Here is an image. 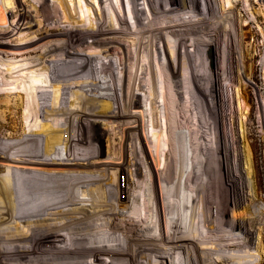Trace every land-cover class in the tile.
<instances>
[{"label": "bare ground", "instance_id": "6f19581e", "mask_svg": "<svg viewBox=\"0 0 264 264\" xmlns=\"http://www.w3.org/2000/svg\"><path fill=\"white\" fill-rule=\"evenodd\" d=\"M138 1L129 0L130 8L127 11L124 0H120L117 7L111 0H107L106 3L100 0L102 12L99 13L95 22L90 21L88 25L73 15V9L71 10L68 0H54L51 4L48 0H38L39 4L35 7L36 15L40 19L28 18L29 9L23 8L18 2L17 20H9L15 10L11 9L5 0L3 2L0 0V83L7 84L8 78L12 77L19 86L23 83V78L22 80L19 78L21 77L19 72L24 69H35L37 66L50 71V79L53 80L50 84L52 89L49 86L46 88V85L36 89V94L40 96L37 99V109L41 112V120L38 125L30 123L29 127H26L24 120L32 116L33 112L26 114L27 116L20 114L16 117L15 115L14 119L17 120L13 123H7L6 119L8 109H12L13 106L20 107L25 100L29 106L36 108L37 97L33 91L34 87L32 85L31 88L27 87L28 83L23 84L24 90H19L17 87L19 91L16 97L19 100L14 103L4 97V95H12V91L0 87V126L9 124L12 129H15L18 123L23 129L22 135L16 132H10L6 136L0 134V161L2 159L5 162L0 164V264H161V261L159 262L156 258L161 256L168 259L170 264H220L230 258L227 250L216 248L213 251L201 246L202 238L196 225L198 206L195 202L198 201L202 205L201 210L206 227L227 232L230 228L245 229L242 218H239L240 213L237 211L235 213V210L233 212V208H230L231 223L224 225L220 223L221 198L217 195V191L219 188L228 189L227 183L231 182L233 176L236 175L239 179L234 193L238 206H241L240 201H242L243 207H249L251 204L246 202V197L250 196V200H253L251 196L256 197L258 193L251 145L245 135L239 138L235 133L237 118L236 107L233 106L234 92L231 93V83L229 82L230 85L222 83L219 87L216 78L214 81L211 80V89L210 85H204L202 79L205 77L209 79L208 75L211 72L208 71V73L206 70L204 73L197 69L200 62L194 60L192 51L190 53L188 50L190 45L199 47L213 43V39L207 40L200 34L221 28L220 20L215 18L218 9L216 6L211 7L213 0H143L146 6L139 4ZM78 2L82 1L78 0ZM220 2L222 3V0ZM190 9L200 12L191 14L188 12L191 11ZM60 12L64 14L63 17L74 23L73 27H67L60 22ZM128 13L132 14V20L128 18ZM50 23L54 25L50 26ZM224 26L227 25L224 24ZM16 34H23V36L15 37ZM130 34L138 39L135 49L127 45L125 40V36ZM170 35L176 37L175 46L178 45L175 49L177 55L175 59L171 55L167 56L169 71L174 78L172 82H174V93L178 98L177 106H185L184 93L189 94L193 104L196 105L200 104L198 97L195 99L194 95H202L203 102L208 107L213 106V96L219 97L221 109L226 107L229 116L228 122L231 125L229 133L234 161L229 168L225 169V178L228 175L226 179L220 177L219 182L217 175L212 178L211 173L215 170L211 172L212 168L214 169L213 161L208 156L211 147L205 144L204 158L201 159L202 161L198 160V169L194 168L190 155L184 158L188 160L189 171L186 173L184 170L182 173L185 179L194 182L191 189L193 193L182 196L183 200H180L178 192L175 191L176 185L173 187L172 184L171 187L167 186L163 190L164 200L161 202L155 188L157 170L162 160L160 144L157 145L155 140H152V147L155 148L157 155H153L149 163L152 175L150 181V178L142 172L147 156L144 155L143 146H138V142L136 143L139 139L136 128L138 121L143 118L142 102L144 100L142 101L140 89L147 88L149 107L154 111L155 116L159 109L156 99L158 98L157 83H159L157 71L155 65L147 69L148 65L144 64L146 62L142 63L143 41L158 53L157 48L160 47L158 44L163 42V47L168 48ZM5 37H8V40ZM76 40L88 43L91 48L103 47L105 56L102 58L97 55V52L96 55H88L78 51L73 45ZM232 45H236V42L233 41ZM37 48L43 49L36 53ZM60 49L64 50L63 54L57 53ZM171 51L173 52V49ZM34 52L36 55L32 56ZM172 52L169 53L173 55ZM203 55H205L204 52ZM13 56L24 57V59L8 60ZM205 58L204 56L203 61L201 60V66L206 67ZM233 58L234 56L230 58V69ZM132 59H134L133 62H131ZM175 60L182 65L180 75L175 70ZM148 74L152 83L147 87ZM84 76L87 80L82 79ZM164 77L162 76V79ZM42 79L46 80L44 77ZM186 82L194 85V88H191L195 92L191 88L190 90L183 87L182 84ZM169 89L163 92L167 98ZM247 91V87L242 88L244 98H247ZM142 97L144 99V96ZM170 102L172 101L166 99L165 107L170 108ZM125 118L128 119L125 120ZM156 121L154 120L153 123L154 128L159 125V123L155 124ZM243 121L245 122L244 118ZM239 125L243 126V123ZM98 126L102 128V131L94 134L93 130ZM118 128L124 139L118 141L120 147L117 151V148L111 149L112 145L109 147V142L114 143L111 141H116L118 138L116 136ZM166 128L168 129V126ZM205 129L204 132H206ZM129 130L132 131L131 142L134 141L133 144L130 142V163L133 162L132 165L135 168L132 170L135 169L136 175L142 176L134 187L129 186L131 181L127 178L126 165L129 161L127 162L126 159L125 139ZM110 131L115 133L114 137L108 135ZM152 131V136H155L156 131L151 129ZM209 135L212 136V134ZM190 138L186 140L190 142ZM104 143H107L110 149L107 156H103L100 152V145ZM217 150H219L218 146ZM242 158L245 170L241 165ZM180 164H177L178 168ZM174 168L167 162L164 170L162 169L164 178L169 182L174 179ZM245 173L251 176L248 179L252 188L248 192L245 191L242 181ZM239 190L240 193L237 194ZM129 211L131 213H128ZM246 233L248 236L252 234L250 231ZM220 239L224 241L222 243L224 246H241L249 241L246 237L240 236L221 235ZM217 240L215 239L216 242ZM164 263L167 264V260Z\"/></svg>", "mask_w": 264, "mask_h": 264}, {"label": "rangeland", "instance_id": "374dc122", "mask_svg": "<svg viewBox=\"0 0 264 264\" xmlns=\"http://www.w3.org/2000/svg\"><path fill=\"white\" fill-rule=\"evenodd\" d=\"M1 1L3 2L4 0H1ZM5 1L10 6L11 9L15 10L14 14L11 15L9 20H17V17H19V15L17 16L18 11H16L19 8L18 2L21 3L23 8H28L29 9L30 15L28 16V18H30V19H37V18L40 19V17H38L36 15V7H35V6H38V4H39L38 0H36V1L35 0H5ZM81 1L83 3L82 2L81 3L78 2V0H68V3L70 5L71 10L73 9L72 10L73 15L76 18L82 19L84 22H86L85 24L88 23V25H89L90 21L95 22L96 18L99 15V13L102 12V8H101L102 7V2L100 3V0H84V1L81 0ZM106 1L107 0H103V3H106ZM111 1H113L114 6H116V7L118 6L117 4H119V2H120V0H118V1L117 0H111ZM124 1H125L124 2L125 3V8L128 11L129 8H130L129 7V0H124ZM220 1L221 0H213V1H211V7L212 6L213 7L216 6V8L218 9V13L215 16V18L217 20H220L221 25H222L221 28L213 29L212 31L210 30L208 32H204V33L200 34L203 37H205L207 40H212L213 39L212 40L213 43L208 44L206 46L200 45L199 47L190 45V46H188V50L190 51V53L192 51V53H193L192 57L194 58V60L196 59L198 61V63L200 62L199 65L197 66V69L199 68V70L204 72V73L206 72V70H207V72L208 71L211 72V73L208 72L209 73V75H208L209 79L206 78V77L202 79L204 85H210L209 88L211 89L212 81H214V79H216V78H217L216 82H217L219 87L222 85V83H224V84L227 83L226 85H230V83H231V85H230L231 86V93L234 92L233 95H232V97H233V99H232L233 100V106H234V108L236 107L235 108V116L237 118L236 119V124H235V133H236V135L239 138H241V137H243L245 135L247 140H249V143L251 145V149H252V152H253L255 177L257 179L256 182L258 184L257 185L258 193H257L256 197H254V195L251 196V198H253V200H250V196H248V198L246 197V199H247L246 202L251 204L249 207H247V208L243 207L242 206V201H240V205L241 206H238V203L236 204V202H238L237 201V197L235 196L234 193L236 192L235 191L236 183L239 182V179L236 178V175L233 176V178L231 179V182H230L232 185L230 183L229 184L227 183V188L228 189L222 190L221 188H219L218 191H217V195L219 196V198H221L220 199L221 200V204H220L221 205V208H220V223L222 225L231 223V220H232V210L231 209L233 208V212L235 210V213H236V211L240 213L239 218H242L244 226H245V229L230 228V229H228V232H227V231H220V230L217 231L215 229H211L209 227H206L205 224H204V221H203V214H202V210H201L202 205L198 201L195 202L196 206H198L197 207V214H196V225H197V228H198L199 233L201 235L200 237L202 238V242L200 243L201 246H205L204 247L205 249H209V250H213V251H215L214 249H216V248L222 249L223 251L227 250L226 252H227L228 255H230L231 259L229 258V259H227V261L225 260L224 262H222L220 264H239V263L240 264H264V0H222V3ZM53 2H54V0H48L49 4H51ZM138 2H139V4H141L143 6L144 5L146 6V4L144 3L143 0H139ZM11 4H12V7H11ZM30 4H32V5H30ZM14 5H17V6H14ZM85 6H86V9H85ZM89 7H91V9H89ZM83 9H85V10H83ZM190 10L191 11H188V10L187 11L189 13L191 12V14H194V13L196 14V13L200 12V11L199 12L193 11L194 9H190ZM34 12H35V14H34ZM77 12H78L79 16L76 15ZM87 12H89V13H87ZM87 15L89 17L90 16L91 17L89 18V17H87ZM63 16H64V14L62 12H60V19H61L60 22H62V24L66 25L67 27L68 26L69 27H73L74 23L71 22L70 20H68L67 18L63 17ZM221 16H222V18H221ZM232 16H233V18H232ZM223 17H224V19H223ZM128 18L130 20H132V14L128 13ZM225 20H227V22ZM68 21H70V22H68ZM75 24H77V22H75ZM224 24L227 25V26L223 27ZM52 25H54V24L50 23V26H52ZM228 26H230L231 28L228 27ZM225 29H226V32H224ZM225 33H227V34H225ZM16 36H20L21 37V36H23V34L22 35L21 34H16L15 37ZM169 38H171V39H169ZM5 39L8 40V37H5ZM125 40L127 42V45H129L130 47H133V49L136 48V43H137L136 41H138V39L136 38L135 35L134 36L131 35V34L127 35V36H125ZM168 40H169L170 45L166 49L163 47V42L158 44V46L160 45L159 49L157 48V52L158 53L155 52L156 51L155 49L152 50L146 44V42L143 41L142 63L146 62L144 64L149 66V67L146 66L147 69H150L151 65L152 66L155 65V67H156L155 69L157 71V79H158L159 83H157V88H158L157 89V97L158 98H156V99H157V104L159 103L158 104V108L159 109L156 111V116H155L154 111H152L151 107H149L150 106L149 105V103H150L149 101L150 100L148 99L149 95L147 93L148 92L147 88L145 87L143 89H140L139 91L141 93L142 101L144 100L142 102L143 103V118L138 121L137 128H136V132L139 134V139L136 140V143L138 142L137 143L138 146L139 145L143 146L144 155L147 156V158L145 159L146 161L144 162L145 165H143L144 171L142 170V172H143V175H145L147 178H150V181L152 179V175L150 173V167H149L150 164L149 163L152 160V156L153 155L154 156L157 155L155 148L152 147V140H155V143L157 145L160 144V147H161L160 155L162 157V160H161L160 167L157 170V184H156L155 188H156V191H157V193L159 195V198L161 199V202H162V200H164V198L162 196V194H163L162 192H164L163 190L165 188H167V186L171 187L172 184H173V187L176 185L175 186V189H176L175 191L178 192V194H179L178 195V199H180V200H183L182 196L184 197L186 195H189V194L193 193L191 189H193L194 182H191V180H189L187 178L185 179L184 176H183L184 173H182V171H184V170H185L186 173H188V171H189L188 160H186L184 158H185V156H187V155L189 156L190 155L189 158L192 157L191 160H192V164L194 165V168L198 169L199 168L198 167L199 166L198 165V160L202 161L201 159L204 158L203 147L205 146V144L208 145L209 147H211V151H210L211 154L209 153L208 156L213 161L212 164H213L214 169L212 168L211 172L213 170H215L214 171L215 174L211 173L212 174V178L215 177V175H217L218 181L220 182V177L221 178H225V169L229 168L232 165L233 161H234V153H233V149L231 148V142H230V133L229 132H230V129H231V125L228 122L229 121L228 120L229 116L227 115V108L226 107L221 109V107H220V98L219 97H217L216 95L213 96V98H212L213 106L212 107H208L203 102V100H204L203 98L204 97L202 95H199V94H195L194 95V94H192V95L195 96L194 97L195 99H196V97H198L197 100L199 99V104L200 105H198V104L196 105V104H193V100H191L189 94L187 95L186 93H184L185 95L183 94V97L184 98L186 97L185 99L183 98L184 99V103H185V106H184L185 108L181 107V106H177L176 103H178V101H177L178 98L176 97L177 95L174 93L175 92L174 91V86H173L174 82H172L174 78L170 74V71H169V67H168V63H167V56L169 55V57H170V55H171V57L175 59V57L177 56L175 49L178 48V45L175 46L176 45L175 44L176 43V37L170 35L168 37ZM233 41L236 42V45H232ZM73 45L77 48L78 51H82L84 54L87 53L88 55L89 54L90 55H93V54L96 55L95 53L97 52L98 56H100L102 58L105 56L104 48L101 47V46H97V47H92L91 48L90 45H88V43H86V42L83 43V41H78L77 42V40L74 42ZM133 45H135V46H133ZM169 47H171V48H169ZM161 48L164 51L163 54H162L163 51L161 50ZM209 48H213V51H214V65H213V67L211 66L210 61L208 59V50H209ZM42 49L43 48H41V49L37 48L36 49L37 50L36 53L38 51H41ZM171 49H173V52L171 51ZM183 50H185V49H183ZM152 51H154V53ZM202 51L204 52L205 55H203ZM224 51H226V52H224ZM165 52H167V53H165ZM169 52L170 53L172 52L173 55L170 54ZM201 52H202V54H201ZM57 53L58 54H63L64 50L60 49L59 51H57ZM34 55H36L35 52L32 54V56H34ZM159 56H161V57H159ZM198 56H199V58H198ZM204 56L206 57L205 59L207 60L206 67H205V65L201 66V60L204 58ZM232 56H234V58H233L232 68L230 69V66H231L230 58ZM143 57L145 59H143ZM21 58L24 59V57H21ZM21 58H20V56H13V57H11V59H8V60L17 61V60H19ZM146 58H148L147 59L148 61L146 60ZM150 59H151V61H150ZM153 59H155V60H153ZM133 60L134 59H132L131 62H133ZM183 60L184 59H182V61ZM157 65H159V66H157ZM131 66H132V63H131ZM183 66H184V62H183ZM135 67H136V65H135ZM40 69H42V68H40V66L39 67L37 66V67H35V69H24V70H21L19 72V76H21V77H19V78H21V80L23 78V81H22L23 83H21L19 86H18L17 83L14 82V80H13L14 78H12V77H11V79H10V77L8 78L7 84L6 83H0V87L1 88H3V89H5V88L7 89L8 88L7 90L12 91L11 92L12 95H9V96L4 95V97H7L10 100L11 103H14L15 101L19 100V98L16 97V93L19 90H24L23 86H25V85H23V84H25V83H28L27 87L29 86V88H31V85L34 87L33 91H34V93H35V95L37 97L36 98V108H32L33 106H29L28 103L26 102L27 100H25L24 104L21 105L20 107L13 106L12 109L11 108L8 109L7 119H6L7 123L16 122L17 119H14L15 115H17L16 117H18L20 114L21 115L22 114L26 115V114H29V113L33 112L32 116H30L29 118H27V117L25 118L24 123H26V125H27L26 127H29L30 123L31 124L36 123L37 125L39 124L38 122H40V120H41V117H40L41 112H40L39 109H37V107H38L37 99L40 96L38 94H36L35 91H36V89L38 87H41V86L45 87V85H46V88H48L47 86H49V88L52 89V87H50V84L53 82V80L50 79L51 78V72L46 70V69H44V70L43 69L40 70ZM182 69H183L182 65H180V63H178V61L175 60V70H177V74L179 73V75H180V73H182ZM33 71L35 73H33ZM22 72H23V74H22ZM24 73H25V75H24ZM163 73H165V74H163ZM223 73H224V75H223ZM31 74L33 76H35V77L33 78V76ZM38 75H39V77H38ZM231 75L233 77H231ZM162 76L163 77L165 76L163 78L164 81L162 79ZM211 76H212V78H210ZM43 77L47 81L43 80L42 79ZM85 78L86 77L84 76L82 79L85 80ZM150 78L151 77L148 74L147 77H146V79H147L146 81L148 82L147 87L150 86V84L152 83V79H150ZM224 78H225V80H224ZM37 79H40V81H35ZM218 79H219V81H218ZM24 80H26V81H24ZM86 80H87V78H86ZM223 80H224V82H223ZM226 80H228V81H226ZM190 83L186 82L185 84H187V85H185V84H182V85H183V87L185 86V88L187 87L188 89H190L191 87L194 88L193 87L194 85H192V83L191 84ZM206 83H210V84H206ZM233 84L234 85L236 84L237 86H234ZM17 87H18L19 90L17 89ZM243 87H247V89H248L247 96H246L247 98H244L242 96L243 95L242 94V88ZM165 88L166 89L170 88L169 91H168V98L163 93L166 90ZM38 91H39V89H38ZM192 91L195 92V90H193V89H192ZM146 95H147V97H146ZM142 96H144V99H143ZM13 97H14V99H13ZM172 98H174V99H172ZM166 99L172 101V102H170V106H169L170 108L165 107ZM187 99H189V100L187 101ZM200 102H202V103H200ZM197 106L199 108H197ZM176 107H178V108H176ZM25 109H26V111H25ZM178 109H179V111H178ZM149 111H151L150 113L152 115L149 113ZM165 111L167 112V114H166ZM172 111H173V113H172ZM184 111H185V113H184ZM193 113H195V114H193ZM178 114L180 115L181 118L178 117L179 116ZM200 114H201V116H200ZM193 115H195V116H193ZM183 116H184V118H183ZM196 116H198V117H196ZM155 117H157L158 119L155 118ZM195 117L197 119H195ZM208 118H209V120H208ZM238 118H240V119H238ZM243 118L245 119L246 123L243 121ZM127 119L128 118H125V120H127ZM175 119H176V121H175ZM179 119H181V120H179ZM154 120L155 121L158 120V122L156 121L155 124L159 123V125L157 127H155V128L153 127ZM201 120H202V122H201ZM28 121H29V123H28ZM165 123H167V124H165ZM191 123H193V124H191ZM242 123H243V126L239 125V124H242ZM170 124L171 125L173 124L172 127H171ZM185 125H189L190 129H189V126H185ZM167 126H168V129L166 128ZM201 126H203V127H201ZM200 127L203 128V129H201ZM204 127H206V129ZM169 128H171V129L169 130ZM186 128H188V129H186ZM209 128H211V129H209ZM151 129L156 131V135L155 136H152L153 135V131L151 132ZM156 129H158V131ZM174 129L176 130L177 133L174 132L175 131ZM204 129L206 130V132H204ZM119 130L120 129L118 128V130L116 132V136H118L116 141H114V140L111 141V142H114V143H110L109 142V147H111V145H112V147H111L112 150L114 148L115 149L117 148L116 150L118 151V149L120 147V145H118V141L121 140V139L122 140L124 139V138H122V136H121L122 133H120ZM194 130H195V133H197V134L193 133ZM208 130H210V131H208ZM7 131H8V133H7ZM101 131H102V128L100 126H98L97 129L95 128V130H93V133L97 134V133H100ZM129 131H127V138L125 139V146H126L125 147V152L127 153L126 159H127V162L129 161L128 164L126 165L127 166V178L131 181V184H129V186L134 187V185L137 186V184H138L137 181H138V179L141 180L142 176L136 175L135 169L132 170V168H135V166L132 165L133 162L130 163V159H131L130 142H131L132 131H130V132ZM146 131H149L150 133H148ZM183 131H185V132H183ZM196 131H198V132L202 131V132L198 133ZM10 132H16L19 135H22V133H23L22 126L20 124H18V123H16L15 129H12L11 126H9V124H3V125L0 126V134H2V136H6ZM171 132H173V134ZM185 133H187V134L185 135ZM114 134L115 133L113 131H110V134L108 133V135L110 137H114L113 136ZM169 134L170 135L172 134L171 137L173 135H176V136H173L171 138ZM188 134H189V136L191 135L190 137H192L193 139L190 138L188 136ZM209 134H212V136L209 135ZM177 135H178V137H177ZM183 136H184V138H183ZM157 137H159V138L157 139ZM188 137L191 139L190 142H189V140H186V138L189 139ZM151 138H153V139H151ZM208 138H211V139L209 140ZM196 139H198V140H196ZM167 140H168V142H167ZM176 140H179V142L178 141L176 142ZM205 140H207V141H205ZM212 140H214V141H212ZM202 141H203V143H202ZM132 142L134 143L133 140H132ZM200 142L202 144H204V145H202V144L198 145V144H200ZM180 143H181V145H180ZM105 145H106V147H105ZM148 145L150 147H148ZM100 146H101L100 147V149H101L100 152L103 154V156H107L108 152L110 150L109 147H108V144L104 143V144H102ZM217 146L219 147V150H217ZM176 147L179 148V149L177 150ZM174 149H176V150H174ZM194 153H196V154H194ZM180 154L181 155L183 154V155L180 156ZM177 155L180 157L179 159H178ZM175 156H177V157H175ZM176 159H178V161ZM237 159H238V157H237ZM167 162L169 163V165L171 164L175 168H178L177 164L181 163L179 165L178 169L174 168L175 173H174V171H173V173H174L175 176H174V179L172 180V182H169L168 180H166L164 178V171L163 170L166 167ZM241 162H242L241 165L243 167V170H245V168H244V159L243 158L241 159ZM2 163H5V162L1 159L0 164H2ZM36 169L37 170H44L42 168L41 169L40 168H36ZM252 176L254 177V175H252ZM177 177L180 178V179L178 180ZM227 177H228V175L226 176V178ZM249 177H251V176L249 174L245 173L243 175V178H242L243 179L242 181L244 182V185H245V191H247V192H248V190H251V188H252V186H251V184L249 182V179H248ZM176 181L178 183H176ZM186 181L189 182V183H187ZM184 183L187 184V185H185ZM224 184L226 186L225 182H224ZM150 187L153 188L151 186V184H150ZM187 187H188V189H187ZM183 191H184V193H183ZM214 191H215V194H216V188H215ZM239 193H240V190L237 192V194H239ZM232 201H233V203H232ZM128 213H131V212L129 211ZM217 214H218V212H217ZM199 227H201V228H199ZM246 231L247 232L250 231V232H252V234L248 236ZM113 233H115V232H113ZM221 235H224L225 237L226 236L227 237L228 236H230V237H232V236H240L241 238H245L246 237L247 240H249V241H247L246 244L244 243V245H241V246H239V245L224 246V245H222V243L224 241L222 242V239H220ZM212 236H213V238H212ZM207 238L210 239V240L212 239V240L208 241ZM215 239L216 240L219 239V240H217V242H216ZM205 240H206V242H205ZM210 247H211V249H210ZM163 251H165L164 248H163ZM233 257H235V258H233ZM156 258H157V260L159 262L161 261V264H165L164 262H166V260H167V264H170V261L168 259H166L164 256L156 257Z\"/></svg>", "mask_w": 264, "mask_h": 264}, {"label": "water", "instance_id": "95a60500", "mask_svg": "<svg viewBox=\"0 0 264 264\" xmlns=\"http://www.w3.org/2000/svg\"><path fill=\"white\" fill-rule=\"evenodd\" d=\"M208 59L210 61L211 66L213 67V65H214V51H213V48H209V50H208Z\"/></svg>", "mask_w": 264, "mask_h": 264}]
</instances>
